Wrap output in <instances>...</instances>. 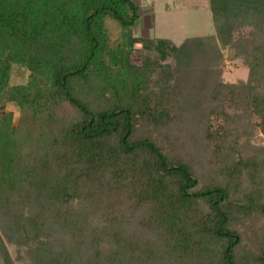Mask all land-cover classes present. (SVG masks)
I'll return each mask as SVG.
<instances>
[{
	"label": "trees",
	"instance_id": "1",
	"mask_svg": "<svg viewBox=\"0 0 264 264\" xmlns=\"http://www.w3.org/2000/svg\"><path fill=\"white\" fill-rule=\"evenodd\" d=\"M209 5L175 44L134 0H0V264H264V0Z\"/></svg>",
	"mask_w": 264,
	"mask_h": 264
},
{
	"label": "rangeland",
	"instance_id": "2",
	"mask_svg": "<svg viewBox=\"0 0 264 264\" xmlns=\"http://www.w3.org/2000/svg\"><path fill=\"white\" fill-rule=\"evenodd\" d=\"M134 1L140 14L134 29L139 35L168 38L175 44H180L187 37L214 33L209 0ZM238 30L245 35L250 33L249 26H245L243 23H239ZM231 54V52L224 50L223 80L227 82H235L239 79L245 80L248 76V68L242 63L241 59H233ZM28 74L26 68L13 65L9 85L26 83ZM3 111H12L13 122L14 124L18 123L20 113L14 105L6 104ZM10 251L12 253V250Z\"/></svg>",
	"mask_w": 264,
	"mask_h": 264
}]
</instances>
